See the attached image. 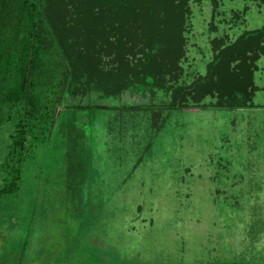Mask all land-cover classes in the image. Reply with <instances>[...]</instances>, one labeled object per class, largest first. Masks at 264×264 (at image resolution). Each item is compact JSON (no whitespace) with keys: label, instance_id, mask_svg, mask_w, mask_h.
I'll return each mask as SVG.
<instances>
[{"label":"rangeland","instance_id":"obj_1","mask_svg":"<svg viewBox=\"0 0 264 264\" xmlns=\"http://www.w3.org/2000/svg\"><path fill=\"white\" fill-rule=\"evenodd\" d=\"M184 7L177 37L116 19L76 32L77 13L55 14L94 66L136 69L150 57L159 83L153 98L127 88L60 102L20 189L0 198V264H264V38L245 35L264 27V0ZM201 77L186 105L167 107ZM230 92L244 105H215ZM13 131L0 125V186Z\"/></svg>","mask_w":264,"mask_h":264},{"label":"trees","instance_id":"obj_2","mask_svg":"<svg viewBox=\"0 0 264 264\" xmlns=\"http://www.w3.org/2000/svg\"><path fill=\"white\" fill-rule=\"evenodd\" d=\"M69 4L74 6L72 12H69ZM184 4L185 0H0V125L5 122L14 125L8 151L1 163L0 198L15 195L20 189L27 152L34 144L49 139L62 100L93 91L117 97L127 88L134 92L148 91L152 98L156 94L154 86L159 83L156 64L144 49L149 61L140 64V68L132 69L127 63L116 71H104L93 65L90 53L78 40L69 39L64 29L55 25V14L77 13L76 32L80 29L88 33L104 31L105 24L116 19L119 27L139 28L145 35L159 28L175 35L182 27ZM245 35L264 38V27ZM175 36L170 41L171 49L176 48L170 54V62L181 50L179 44L172 45ZM163 44V40H159L154 45L156 51H160ZM228 51L230 49L226 48L217 54L210 70L219 65ZM208 78L201 77L190 86L182 87L167 107L186 105L185 95L196 85L207 83ZM221 96L216 106L244 105V100L233 92Z\"/></svg>","mask_w":264,"mask_h":264}]
</instances>
